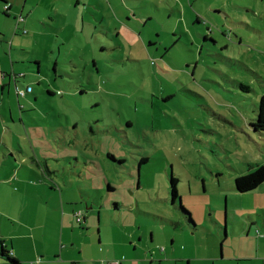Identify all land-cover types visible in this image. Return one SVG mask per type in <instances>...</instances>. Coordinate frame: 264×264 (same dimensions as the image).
<instances>
[{"label":"rangeland","instance_id":"obj_1","mask_svg":"<svg viewBox=\"0 0 264 264\" xmlns=\"http://www.w3.org/2000/svg\"><path fill=\"white\" fill-rule=\"evenodd\" d=\"M126 1L128 16L113 11L120 20L110 21L111 11H102L109 26L104 33L95 16L94 24L87 14L82 18L81 8L59 17L55 23L63 31L54 36L45 18L53 14L52 4L41 12L38 8L39 20L26 21L16 34L19 15L12 18L8 36L0 32L8 49L12 28V56L36 75L30 82L33 92L25 96H16L13 80H4L10 83L8 94L5 88L1 95L0 86V177L9 172L13 157L22 172V158L31 163L30 156L41 161L62 157L66 169L77 165L85 179L74 182V191L53 192L56 198L75 199L76 205L69 206L74 212L81 207L86 217L78 223L66 211L62 232L42 197V185L24 182L12 191L11 183L0 182V209L12 211V218L0 216V234L19 230L20 222L40 225L35 236L51 240L60 233L69 249L63 253L73 255L74 263L95 256L112 262L119 245L105 244L121 238L123 227L147 241L152 237L151 244L168 243L167 252L173 238L175 248L193 240L207 239L211 245L207 231L189 233L176 225L185 221L179 201H170L171 174L195 224H211L212 215L222 223L225 219L230 237L231 220L220 210L226 204L247 210L264 201L234 186L237 176L256 165L247 162L264 164V137L254 134L248 119L264 93V0ZM120 22L140 31L143 40L133 44L117 36ZM28 80L20 81V89ZM143 158L147 161L141 163ZM22 172L17 178L23 179ZM158 248L164 252L163 245Z\"/></svg>","mask_w":264,"mask_h":264},{"label":"crops","instance_id":"obj_2","mask_svg":"<svg viewBox=\"0 0 264 264\" xmlns=\"http://www.w3.org/2000/svg\"><path fill=\"white\" fill-rule=\"evenodd\" d=\"M104 1L105 6L103 7L102 4L104 3ZM193 1L194 0H179V2H177L176 0H173V3H181L186 5L189 4V2L190 4H192ZM49 4L53 5V14L45 18H47L50 22L49 29L54 36H58L60 32L63 31L62 27L58 26L55 22L59 19L60 16H64L66 12L76 13L79 12L82 8L84 10L82 18L84 19V16L87 14L92 24H94L93 16H95L96 20L100 22V25L96 27H100V31H102V33L109 29L108 25L103 24L105 16L103 15L102 11L104 9L111 11V16L109 19L110 21H113L115 19L120 20L119 15L113 17V11L115 9H118L119 12L124 13L127 16L128 12H131V9L129 8L126 0H0V32H5L8 36L9 29L12 25V18L15 19L17 15H21L23 17V21L19 25V30L15 28L13 30V33L16 34L17 31L23 29V26L26 27V21H29L30 19H32L33 21H38V14L43 8H47ZM58 4L62 6H58ZM3 5H7V15L4 14V10H6V8H4L5 6L3 7ZM38 8H40V12L38 11ZM173 10L174 8L170 7L169 11ZM132 13H134V11H132ZM7 17H9L8 21H6ZM196 19L200 20L199 16H196ZM96 27H94L95 31L97 30ZM115 31L117 36H120L126 40H130V42L133 44L141 42L143 40L141 32L137 31L134 27L125 22L118 23ZM0 36L3 35H1L0 33ZM3 38H6V35H4ZM28 39L30 38H25V41ZM8 49L5 47V41L0 40V73L3 79L0 83L2 90L1 95L4 94L5 88L7 94L10 92V83L4 84V80H8L10 82L12 80L10 77L11 74H19L21 72L24 73V77H20V79H18V82L20 83L21 80L29 79L27 83L28 86H30V82L36 76L30 70V66L21 65L23 64V61H19L17 57L12 56V28L10 41L8 43ZM7 50L9 52L8 54H5L4 52H7ZM36 65L38 73L40 72L41 64L40 62L36 61ZM32 92L33 88L31 93ZM26 97L28 98V101H31L30 96L27 95ZM9 105V113L10 117L12 118V102H9ZM253 106L254 109L250 112V114L252 115L248 116L249 121L251 120L250 118L254 117L255 114V102ZM2 107H6V103L3 100ZM253 132L254 134L258 135L254 130ZM258 136L264 137V133ZM29 158V161H31V163H26L28 161L27 159H21L22 161L20 162V165H22L26 169L25 172H22L20 170V167L15 166V158L13 157L9 172H7L5 176L0 177V182L1 184L6 185L8 184L7 182L11 183L12 191L17 190L15 189L17 185L23 186L24 182L38 187L39 185H42L44 188L42 197L46 200L48 208L50 206L51 210H53L56 216V229L59 228L63 232L65 226L64 216L66 214V211H69L72 215L75 213L74 210L69 206L70 204H74L72 202H74L75 199H71L69 197L64 199V196H61L60 194L58 198H56V194H54L53 191L57 190L59 193L62 191V188L66 189L67 191H74V189H76V185L74 184V181H76V177H69L71 181L69 185L63 184L62 182L56 184L54 180L51 179L52 177L49 178L48 175L42 173L39 167L40 165H42L41 159H39L38 157L35 158L34 156H30ZM247 163L264 165L263 163H259L257 161ZM248 170L249 167L244 173L248 172ZM76 171L78 172L79 170ZM21 172V177L23 179L17 178ZM58 180L59 179H57L56 181ZM13 185L15 186L13 187ZM78 190L80 192L81 189ZM247 193L251 194V196L255 198L264 197V181L255 189L248 191ZM87 204L88 203L85 201V206H87ZM243 206L244 205L230 206L226 204L225 210H220L224 218H229L231 220V237L227 232L225 219L224 223H222V220L220 221L218 217H213V215L210 219L211 224L204 222L202 223V226L195 224L196 227H194V229L190 227L187 228L181 221H178V223L176 224L183 225L185 227L184 229L187 232H189L188 229L192 230L189 233H194L199 228L201 230L207 231L212 235L211 239H214L211 245H208V243L206 242L207 239L203 243L198 242L201 240H193L192 242L186 244L180 243V245L175 248V245L173 246V238L171 239V242L169 244V246H171L172 248V251L170 250L169 252H167L168 243L166 244L164 242H157L155 244H151L150 242L153 241L152 237L148 241L147 239H142V235L140 232H136L134 234L132 230L130 231L129 229L128 231V227L122 228L120 232L122 233L121 238L110 240L108 239L105 245L111 246L112 243L113 245H119L117 249L118 255L112 257L111 260H120V264H198L197 262L203 261H213L214 264L215 262L218 264H227L228 262L229 264H240V262H242L241 264H264V201L260 202L258 205H252L248 207L247 210H245V207ZM79 208L81 209V207ZM88 209L89 208L86 207V210ZM259 211H261V214H259ZM72 215L69 216L72 217ZM0 216L4 218H12V211L10 209L9 211H7L6 208L3 207L0 209ZM255 216L257 217V219H255ZM85 219L86 217L84 215L82 221H85ZM260 219H262V222H260ZM71 224L72 226H74V222L72 220ZM19 225L20 229L17 231L12 232L11 229L6 234H0V248L4 247L6 251H13V257L17 259L21 264H70V262H72L73 264H99L100 260H98V257L96 258V256L88 259H79L77 260V263H74V260L76 261V259L73 255H71L70 253H63V251L69 249L66 242L63 240V236H61L60 233L59 238L54 237L51 240H40L34 234V230L37 227L41 228L40 225L35 226L34 224L29 225L22 222H20ZM212 226L214 227V231L217 234V238H215L212 233ZM256 230L259 231V234L256 233ZM130 236L134 237L131 238ZM13 237L17 238V240H15V238ZM39 242L41 243V246L38 245ZM218 243L220 244L218 245L219 252L217 254L215 247ZM159 244L163 245L164 252H161L159 250ZM185 246L188 247V251H185ZM101 251H103V249H101ZM108 254L104 255L106 259H108ZM0 260L4 259L0 258Z\"/></svg>","mask_w":264,"mask_h":264},{"label":"trees","instance_id":"obj_3","mask_svg":"<svg viewBox=\"0 0 264 264\" xmlns=\"http://www.w3.org/2000/svg\"><path fill=\"white\" fill-rule=\"evenodd\" d=\"M8 8H6V10L4 11V14L7 15ZM215 11H219V10H215ZM220 12V11H219ZM17 21V20H16ZM20 25V24H19ZM16 29V22H15V27ZM19 29V26H18ZM24 73H19V74H11V79L14 81L13 82V86L15 89V93L16 96H24L26 93H31L32 88L31 86H26L24 87V89H20L19 82L18 79H20V77H24ZM240 87L245 88L246 90H250L249 86L239 83L238 84ZM24 90L25 93L23 95H19L18 90ZM28 89H30L29 91H27ZM47 92L49 94H53L52 90H47ZM59 93V91H58ZM251 120L249 121V125L250 127L258 134L261 135L264 133V93L261 94L259 96L257 105H256V110H255V114L254 117L250 118ZM45 160V161H44ZM63 161V162H62ZM147 159L143 158L140 162L144 163L146 162ZM42 165H40V169L42 171V173H44L45 175H48L49 178L53 179L54 182L56 184H58L59 182H62L63 184H67L69 185L71 183L69 177H76V180H80V178L85 179V177L83 176V173L81 170H79V168L77 169V165H74L73 169H66L65 165L66 163L64 162V159L62 157H58L57 159L55 158L54 160H51L48 158L43 159ZM44 162V164H43ZM76 162L77 159H76ZM57 166V167H55ZM54 167V168H52ZM76 170H79L78 172ZM57 179H59L58 181H56ZM264 181V165H255V167L250 170L248 173L246 174H242L239 175L235 178L234 180V185L237 191L239 192H248L251 191L253 189H255L258 185H260L262 182ZM77 182V181H74ZM178 179L176 177H174L173 174H171L169 176V188H170V194H171V203L172 204H176V202L179 201V211H181L180 213L183 215L184 217V221L182 222L183 224H185V226L187 228H192L194 229V227H196L191 214L189 212V210H187L184 205L182 204V202L180 201V195H179V191H178ZM108 190H111L112 187L110 186V184H108L107 186ZM81 193H83L84 191L81 190ZM76 204V203H74ZM85 215L83 213V211L80 209L78 212L74 213V216L76 217V221H78V223L82 222L83 216ZM186 221H189V224L186 223ZM189 232H191L192 230L188 229ZM0 258L7 260L10 264H21L17 259H15L13 257V251H12V255L9 254V250L6 251L4 249V247L0 248ZM104 263V264H108V263H117L120 264L121 261L120 260H116V261H112V262H106L105 260H101L99 261L100 263Z\"/></svg>","mask_w":264,"mask_h":264},{"label":"built area","instance_id":"obj_4","mask_svg":"<svg viewBox=\"0 0 264 264\" xmlns=\"http://www.w3.org/2000/svg\"><path fill=\"white\" fill-rule=\"evenodd\" d=\"M16 20H17L16 21V29H18L19 24L23 21V17L21 15H19ZM23 32H25V30H23L22 33ZM29 90L30 89H28L27 91H29ZM18 93H19V95H23L25 93V91L19 89ZM256 233L259 234V231L256 230ZM9 254L12 255V251H9ZM100 264H104V263L101 262ZM108 264H117V263L113 262V263H108Z\"/></svg>","mask_w":264,"mask_h":264},{"label":"bare ground","instance_id":"obj_5","mask_svg":"<svg viewBox=\"0 0 264 264\" xmlns=\"http://www.w3.org/2000/svg\"><path fill=\"white\" fill-rule=\"evenodd\" d=\"M4 8H7V5Z\"/></svg>","mask_w":264,"mask_h":264}]
</instances>
